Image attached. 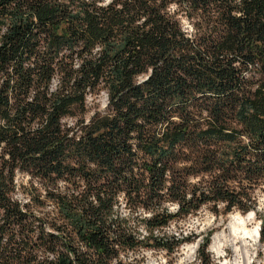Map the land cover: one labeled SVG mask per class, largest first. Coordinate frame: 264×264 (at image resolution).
Returning a JSON list of instances; mask_svg holds the SVG:
<instances>
[{"label": "trees", "instance_id": "16d2710c", "mask_svg": "<svg viewBox=\"0 0 264 264\" xmlns=\"http://www.w3.org/2000/svg\"><path fill=\"white\" fill-rule=\"evenodd\" d=\"M259 188L264 0H0V264L176 253Z\"/></svg>", "mask_w": 264, "mask_h": 264}, {"label": "rangeland", "instance_id": "374dc122", "mask_svg": "<svg viewBox=\"0 0 264 264\" xmlns=\"http://www.w3.org/2000/svg\"><path fill=\"white\" fill-rule=\"evenodd\" d=\"M185 26L186 28H190V24L186 21ZM99 101L104 106L107 102V96L102 94ZM18 179L21 185H26L29 180L28 176L23 173L19 174ZM255 195L257 208L248 213L235 210L227 215L216 216L210 206H205L196 215L190 216L186 220L173 223L168 229L164 230L169 235L178 236L181 232L185 236L192 235L191 241L185 242L176 253L171 254L166 250L148 249L131 255L128 259L133 264H199L197 258L198 249L204 243L207 235L213 231L210 237L211 244L209 251L216 264H264V245L260 241V236H257L256 233V228H260L262 225L260 214L264 215V189L259 188ZM19 196L22 197L23 194L19 193ZM171 210L175 212L177 206H172ZM221 210L223 211V207ZM126 211L124 208L123 212ZM251 212H253L252 219L247 221L245 225L253 231V241H249L247 245L245 243L241 244L240 242L232 245L230 240L233 237L230 230L226 228L231 215L238 213L242 217H246ZM141 233L143 235L146 234L144 230H141ZM217 237H221V240L218 239L217 241L215 239ZM225 243L230 244L227 246ZM186 247L189 248L188 255L183 253Z\"/></svg>", "mask_w": 264, "mask_h": 264}, {"label": "bare ground", "instance_id": "6f19581e", "mask_svg": "<svg viewBox=\"0 0 264 264\" xmlns=\"http://www.w3.org/2000/svg\"><path fill=\"white\" fill-rule=\"evenodd\" d=\"M252 216H253V212L249 213L248 216L246 217H242L240 214H233L231 215L228 223H227V226L226 228L228 230H230L231 232V235H232V239L230 240L231 241V244L233 245L234 243H237L240 242L241 244H246L249 242V241H253V231H251L250 229L247 228V226L245 225V223L249 220L252 219ZM259 227L256 228V233H257V236H259ZM223 234V233H222ZM230 235V236H231ZM225 237V236H224ZM256 238V236H254ZM221 238V237H220ZM220 238H215L217 239H220ZM223 239V238H222ZM221 240V239H220ZM223 241V240H222ZM229 241V240H228ZM256 242V241H255ZM254 242V243H255ZM227 244V246L230 244V243H225ZM249 245V244H248ZM252 245V244H251ZM250 245V246H251ZM254 245V244H253ZM226 246V245H224ZM222 246V247H224ZM247 247V246H246ZM189 251V248L186 247L185 250H184V254H187ZM188 255V254H187Z\"/></svg>", "mask_w": 264, "mask_h": 264}, {"label": "water", "instance_id": "95a60500", "mask_svg": "<svg viewBox=\"0 0 264 264\" xmlns=\"http://www.w3.org/2000/svg\"><path fill=\"white\" fill-rule=\"evenodd\" d=\"M259 230H261V227L259 228ZM259 236H260V232H259Z\"/></svg>", "mask_w": 264, "mask_h": 264}]
</instances>
